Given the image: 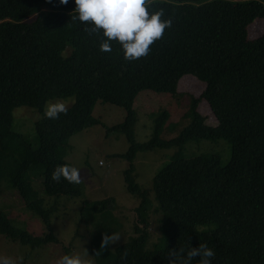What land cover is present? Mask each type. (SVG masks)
Listing matches in <instances>:
<instances>
[{
  "label": "trees",
  "instance_id": "1",
  "mask_svg": "<svg viewBox=\"0 0 264 264\" xmlns=\"http://www.w3.org/2000/svg\"><path fill=\"white\" fill-rule=\"evenodd\" d=\"M148 2L150 11L163 9L162 19H171V25L146 56L125 61L115 42L111 52L98 50L99 35L71 19V0L63 5L58 0H0V189L15 192L45 229L34 236L0 212V234L32 250L56 241L53 209L44 206V198H79L81 191L77 183L53 181L51 172L69 165L68 139L101 124L92 115L94 105L109 104L124 112L123 120L106 132L118 131L128 143L116 157L128 162L123 180L138 205L133 234L111 251L109 244L100 249V241L121 227L111 215L113 200H82L78 221L92 227L94 264H167L169 249L202 242L215 253L211 264H264V33L248 39L246 30L254 19L264 23V0ZM185 75L204 85L198 98H190V123L163 140L167 112L150 115V137L136 143L137 94H175ZM56 99L73 103L56 119L45 118V104ZM200 99L214 126L196 112ZM19 107L41 116L33 124V141L13 128V111ZM202 140L225 142L227 161L211 153L183 155L187 142ZM154 149L177 152L153 175L151 198L132 173L135 155ZM151 216L160 233L154 243H149Z\"/></svg>",
  "mask_w": 264,
  "mask_h": 264
},
{
  "label": "rangeland",
  "instance_id": "2",
  "mask_svg": "<svg viewBox=\"0 0 264 264\" xmlns=\"http://www.w3.org/2000/svg\"><path fill=\"white\" fill-rule=\"evenodd\" d=\"M220 1L234 4L248 0ZM246 30L248 39H256L264 33V23L259 18L254 19ZM175 89V94L150 91L137 94L133 103L137 114L134 126L136 143H144L150 137L153 126L150 115L167 112L168 118L160 134L163 140L175 137L190 123V98H198L203 92L204 85L193 76L185 75L178 80ZM56 102H61L68 108L73 100L48 101L43 109L45 110L49 103ZM196 112L204 118L207 125H215V119L204 99L197 102ZM92 115L99 118L101 124L82 130L67 142L65 161L79 170L80 182L77 185L81 196L44 198V206L53 209L50 224L56 241L32 250L29 246L12 242L0 234V257H8L14 264H57L58 258L64 254V248H69L70 255L81 256L90 264H94L89 249L92 227L78 221L82 200L88 202L109 198L113 200L114 209L111 215L121 227L116 233L119 237L109 244V250L112 251L116 245L123 243L133 234L132 226L136 220L134 209L138 205V199L126 191L123 180V172L128 168V162L116 157L126 152L128 143L118 131L106 132L108 128L123 120L124 112L119 107L97 103L93 107ZM40 117L38 113L27 107L16 108L13 111V128L29 141H33L35 137L33 124ZM176 152V149H154L138 152L135 155L132 177L151 198H153L151 192L153 175L168 163ZM182 153L185 157L200 153L216 154L221 162L225 163L229 149L223 141H189L185 144ZM33 188L40 190L39 180H34ZM0 212H3L11 223L24 228L34 236H40L45 232L41 222L24 209L23 202L15 192L0 189ZM149 221L152 224L149 228V243H154L160 237L159 225L155 223V216H151Z\"/></svg>",
  "mask_w": 264,
  "mask_h": 264
},
{
  "label": "clouds",
  "instance_id": "3",
  "mask_svg": "<svg viewBox=\"0 0 264 264\" xmlns=\"http://www.w3.org/2000/svg\"><path fill=\"white\" fill-rule=\"evenodd\" d=\"M69 0H58L67 4ZM71 19L87 25L85 31L99 35L98 50L108 53L112 51V43L119 45L120 53L125 61L136 60L146 56L149 46L159 39L164 29L171 25V19H162L163 9L149 10L148 0H71ZM66 111L61 102L49 103L44 110V117L56 119L58 114ZM50 178L59 182L61 179L69 183H79V170L69 165H57ZM119 236L111 233L102 235L100 249L117 240ZM167 264H211L215 253L207 243H199L196 247L181 246L169 249L166 254ZM195 258V259H194ZM0 264H14L8 257H0ZM57 264H90L78 255L64 254Z\"/></svg>",
  "mask_w": 264,
  "mask_h": 264
}]
</instances>
